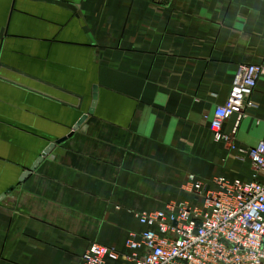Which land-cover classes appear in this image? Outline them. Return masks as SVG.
<instances>
[{"label": "crops", "instance_id": "0c3cea01", "mask_svg": "<svg viewBox=\"0 0 264 264\" xmlns=\"http://www.w3.org/2000/svg\"><path fill=\"white\" fill-rule=\"evenodd\" d=\"M242 63L264 65V0H0V264L126 252L136 213L198 204L191 174L251 180L210 129ZM252 99L224 124L244 147L264 140V75Z\"/></svg>", "mask_w": 264, "mask_h": 264}, {"label": "built area", "instance_id": "2783aa9c", "mask_svg": "<svg viewBox=\"0 0 264 264\" xmlns=\"http://www.w3.org/2000/svg\"><path fill=\"white\" fill-rule=\"evenodd\" d=\"M263 75V64H240L227 101L210 120L217 140L251 160L253 178L191 174L184 187L198 204L174 200L163 210L136 213L145 229L129 233L128 251L94 242L79 264H264V140L244 147L224 130L234 114L243 118L257 107L252 96Z\"/></svg>", "mask_w": 264, "mask_h": 264}, {"label": "water", "instance_id": "95a60500", "mask_svg": "<svg viewBox=\"0 0 264 264\" xmlns=\"http://www.w3.org/2000/svg\"><path fill=\"white\" fill-rule=\"evenodd\" d=\"M97 89L95 88V92H94V95H93V102H92V106L91 108L89 109V112L84 114L78 121L77 123L74 125L73 127V130L69 133L68 136H71L75 130H77L81 125L82 123L85 121V119L88 117V114H91L94 112V107L96 106V103H97V93H96ZM67 137H63L59 140H57L56 142L54 143H51L42 153V155L35 161V163L31 166L30 169H27L21 176L20 180H23L26 176H28L33 170H35L37 168V166L40 164V162L43 160V158L48 154L50 153V151L54 148V146L65 140ZM13 187H10L9 189H7V191L2 195V197L0 198H3L5 197L8 193H10L12 191Z\"/></svg>", "mask_w": 264, "mask_h": 264}]
</instances>
